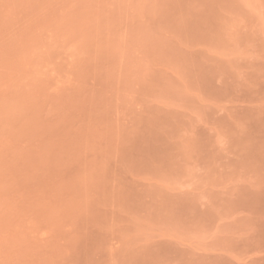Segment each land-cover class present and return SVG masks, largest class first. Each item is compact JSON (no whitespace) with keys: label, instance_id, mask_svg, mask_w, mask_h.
<instances>
[{"label":"rangeland","instance_id":"374dc122","mask_svg":"<svg viewBox=\"0 0 264 264\" xmlns=\"http://www.w3.org/2000/svg\"><path fill=\"white\" fill-rule=\"evenodd\" d=\"M0 264H264V0H0Z\"/></svg>","mask_w":264,"mask_h":264}]
</instances>
